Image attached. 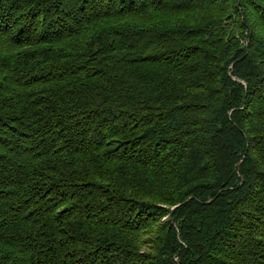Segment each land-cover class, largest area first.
<instances>
[{"label": "trees", "instance_id": "obj_1", "mask_svg": "<svg viewBox=\"0 0 264 264\" xmlns=\"http://www.w3.org/2000/svg\"><path fill=\"white\" fill-rule=\"evenodd\" d=\"M0 264H264V0H0Z\"/></svg>", "mask_w": 264, "mask_h": 264}, {"label": "water", "instance_id": "obj_2", "mask_svg": "<svg viewBox=\"0 0 264 264\" xmlns=\"http://www.w3.org/2000/svg\"><path fill=\"white\" fill-rule=\"evenodd\" d=\"M240 48H242V46H240Z\"/></svg>", "mask_w": 264, "mask_h": 264}]
</instances>
